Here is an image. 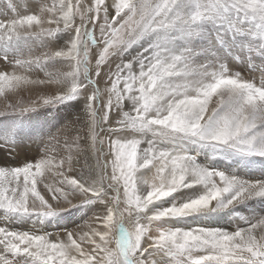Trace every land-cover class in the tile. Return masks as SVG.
<instances>
[{
	"label": "snow or ice",
	"instance_id": "snow-or-ice-1",
	"mask_svg": "<svg viewBox=\"0 0 264 264\" xmlns=\"http://www.w3.org/2000/svg\"><path fill=\"white\" fill-rule=\"evenodd\" d=\"M0 118V264H264V0H0Z\"/></svg>",
	"mask_w": 264,
	"mask_h": 264
},
{
	"label": "rangeland",
	"instance_id": "rangeland-1",
	"mask_svg": "<svg viewBox=\"0 0 264 264\" xmlns=\"http://www.w3.org/2000/svg\"><path fill=\"white\" fill-rule=\"evenodd\" d=\"M204 28H205V30L212 31V32H215L217 30L216 26L214 24H212V23H207L204 26ZM135 49L138 50V47L134 48L131 51V54H133V55L135 54V52L137 51ZM254 62L257 63V64L260 63L259 59H256ZM245 67H247V66L245 65ZM258 78H259V76H258V73H257V79ZM21 95L27 97L29 95V93L28 92H22ZM78 110L79 109H68L64 105H60V106L55 107V108H42V109L39 110V115L37 113H30L29 115L32 117V119H34L35 121H38V122H36L37 124L40 123V124L44 125V127H47V126H45V124L47 122L44 121V118H42L43 117V115H42L43 113H44V115H46L48 117H51L52 120H54L55 115L60 114L62 120L67 122L68 120L73 119L77 115ZM2 119H4V118H0V120H2ZM58 128H60V126H58ZM55 132H56V130L53 133H55ZM49 133H52V132H47L45 134L47 135ZM71 211L74 213L75 217L76 216L80 217L83 214L91 215V212L88 211L87 209H83V210L72 209ZM85 218H86V216H85ZM215 221L218 222L219 224H224L226 222L225 220L217 221L216 217H212V219L211 218L209 219V222L215 223ZM76 223H78V222L76 221ZM66 225L73 226L69 221L66 223Z\"/></svg>",
	"mask_w": 264,
	"mask_h": 264
},
{
	"label": "bare ground",
	"instance_id": "bare-ground-1",
	"mask_svg": "<svg viewBox=\"0 0 264 264\" xmlns=\"http://www.w3.org/2000/svg\"><path fill=\"white\" fill-rule=\"evenodd\" d=\"M135 50H137V49H135ZM131 51H132V50H131ZM131 51H130L129 55H133V54H131ZM238 70H239V69H238ZM49 111H50V110H49ZM38 115H39V114H38ZM42 115H43L42 118H44V121L47 122V123L45 124V126H47V127H45V133H47V132H52V133H53L55 130H57L58 126L62 127V125H63L64 123H66V121L62 120L60 114L55 115L54 120H52L51 117H48V116L44 115V113H43ZM36 120H37V119H36ZM32 122H33L34 124H37L36 122H38V121H35L34 119H32ZM38 124H40V123H38ZM49 134H50V133H49ZM35 151H36V145H28V146H26V147H24V148L22 149V151H21V155L23 156V155L27 154V155L31 156V155H33V154L35 153ZM0 158H2V153H0ZM66 215H67V214H66ZM78 218H79V217H78V216L75 217V215H74V216H70V217H69V221L72 220V219H75V221H77V222L79 223V222H80V219H78ZM211 219H212V218H211ZM67 222H68V221H65V223H67ZM215 223L219 224V223L216 222V221H215ZM66 226H68V227H72V226H70V225H66Z\"/></svg>",
	"mask_w": 264,
	"mask_h": 264
}]
</instances>
